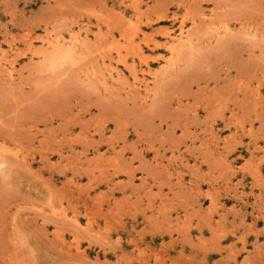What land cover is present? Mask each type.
Here are the masks:
<instances>
[{"label": "rangeland", "instance_id": "374dc122", "mask_svg": "<svg viewBox=\"0 0 264 264\" xmlns=\"http://www.w3.org/2000/svg\"><path fill=\"white\" fill-rule=\"evenodd\" d=\"M0 154V264H264V0H0Z\"/></svg>", "mask_w": 264, "mask_h": 264}, {"label": "bare ground", "instance_id": "6f19581e", "mask_svg": "<svg viewBox=\"0 0 264 264\" xmlns=\"http://www.w3.org/2000/svg\"><path fill=\"white\" fill-rule=\"evenodd\" d=\"M191 45H192V44H191ZM191 45H190V46H191ZM188 46H189V44H188ZM56 47H57V46H56ZM63 47H64V46H63ZM58 48H59V47H58ZM180 48H181V47H180ZM184 48H185V47H184ZM61 49H62V48H61ZM61 49H60V50H61ZM66 49H67V48H66ZM139 49H140V48H139ZM188 49H189V47H188ZM191 50H192V49H191ZM139 52H140V51H139ZM180 53H181V52H180ZM119 54H120V53H119ZM2 57H3V56H2ZM121 60H122V59H121ZM0 155H1V154H0Z\"/></svg>", "mask_w": 264, "mask_h": 264}]
</instances>
